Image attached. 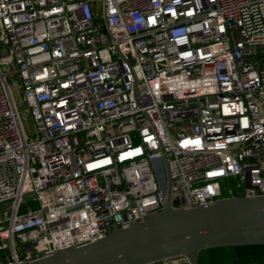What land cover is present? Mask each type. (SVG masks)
<instances>
[{
  "label": "built area",
  "instance_id": "obj_1",
  "mask_svg": "<svg viewBox=\"0 0 264 264\" xmlns=\"http://www.w3.org/2000/svg\"><path fill=\"white\" fill-rule=\"evenodd\" d=\"M166 161L181 208L264 196V0H0V264L161 211Z\"/></svg>",
  "mask_w": 264,
  "mask_h": 264
},
{
  "label": "water",
  "instance_id": "obj_2",
  "mask_svg": "<svg viewBox=\"0 0 264 264\" xmlns=\"http://www.w3.org/2000/svg\"><path fill=\"white\" fill-rule=\"evenodd\" d=\"M165 177L167 202L161 211L128 228H114L96 242L20 264H164L174 258L198 264L204 250L264 245V196L181 208L172 202L167 161Z\"/></svg>",
  "mask_w": 264,
  "mask_h": 264
},
{
  "label": "trees",
  "instance_id": "obj_3",
  "mask_svg": "<svg viewBox=\"0 0 264 264\" xmlns=\"http://www.w3.org/2000/svg\"><path fill=\"white\" fill-rule=\"evenodd\" d=\"M219 254L220 262L217 264H264V245L231 246L202 251L198 264H212L210 252Z\"/></svg>",
  "mask_w": 264,
  "mask_h": 264
},
{
  "label": "rangeland",
  "instance_id": "obj_4",
  "mask_svg": "<svg viewBox=\"0 0 264 264\" xmlns=\"http://www.w3.org/2000/svg\"><path fill=\"white\" fill-rule=\"evenodd\" d=\"M100 6L102 7V3H100ZM174 130H172V132H173ZM238 187V185H237V182L236 181H233L232 182V188L235 190V193L237 194V195H239V189L237 188ZM224 195L225 196H228L229 195V193H228V190L230 189V187H229V184L228 185H225L224 186ZM36 206H34V208H35ZM209 257H210V259H211V263L212 264H217V263H219L220 262V260H219V254L218 253H216V252H210L209 253ZM171 260H173V259H171ZM175 261V260H174Z\"/></svg>",
  "mask_w": 264,
  "mask_h": 264
},
{
  "label": "crops",
  "instance_id": "obj_5",
  "mask_svg": "<svg viewBox=\"0 0 264 264\" xmlns=\"http://www.w3.org/2000/svg\"><path fill=\"white\" fill-rule=\"evenodd\" d=\"M164 264H188V262L183 258H174L173 260L165 261Z\"/></svg>",
  "mask_w": 264,
  "mask_h": 264
}]
</instances>
